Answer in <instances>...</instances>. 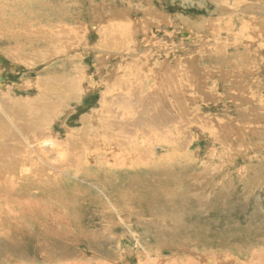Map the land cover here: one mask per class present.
<instances>
[{
	"label": "rangeland",
	"instance_id": "1",
	"mask_svg": "<svg viewBox=\"0 0 264 264\" xmlns=\"http://www.w3.org/2000/svg\"><path fill=\"white\" fill-rule=\"evenodd\" d=\"M249 5L264 8V0H0V35L6 39L22 32V43L30 44L22 47L20 55L14 51L20 57L15 60L2 51L9 44L0 38V124L5 137L11 133V120H16V125L26 120L24 124L43 125L54 138L68 142L84 126L81 118L101 109V94L108 84L129 76L134 79L133 87L135 81L140 82L139 77L143 86L150 84L151 88L157 86L153 77L158 73L166 76L177 70L173 89L168 88L165 77L159 85L164 86L165 94L168 89L174 91L166 96V104H173L171 111L176 116L178 99H183V114L177 123L167 122L169 130L180 128L183 142L178 145L183 168L174 175L189 168L206 178L197 182L191 193L184 187L174 188V198L179 205L184 202L183 209L194 215V220L199 218L198 224L210 233L208 238L215 236L227 240L230 247H239V252H230L233 259L241 264L256 263L255 254L264 237V119L254 122L253 113L254 106H264V15L254 16L258 13L252 11L257 8L242 9ZM201 23L208 24L207 30L192 28ZM28 33L48 40L29 41L24 37ZM102 34L103 38L119 35V42L129 39L127 46L109 51L111 47L99 45ZM133 61L137 64L132 66ZM183 66L189 92L184 97L179 88ZM43 79L46 83L39 89L36 82ZM50 86L56 90L51 91ZM249 89L254 97L251 101L246 100ZM141 129L135 132L143 148L154 146L162 153L160 134L163 138L172 131ZM170 139L167 137L166 145L177 152ZM58 157L53 160L58 161ZM174 175L169 186L175 185ZM142 176L146 177L144 171L137 177ZM66 178L87 187L88 193L71 201L67 198L71 190L58 187L48 196L50 202L46 195L44 203L37 200L38 213L26 215V225L13 232L22 247L41 244L46 254L51 251L60 259L58 264H93L99 259L93 258L89 246L100 248L103 258L118 256L119 264H138L145 247L144 254L151 252L148 247L160 248L155 237L144 235V223L136 217L141 213L136 215L131 208L143 207L146 201L131 199L125 207L120 203V213L112 200L91 184L73 175ZM71 188L77 191V186ZM121 188L117 193L125 196L126 188ZM113 196L116 200L118 195ZM104 204L111 211L105 210ZM207 205L211 216L200 222L204 218L201 207ZM32 206L23 209L31 210ZM219 206L227 207L217 213ZM170 253L168 250L163 255Z\"/></svg>",
	"mask_w": 264,
	"mask_h": 264
},
{
	"label": "bare ground",
	"instance_id": "2",
	"mask_svg": "<svg viewBox=\"0 0 264 264\" xmlns=\"http://www.w3.org/2000/svg\"><path fill=\"white\" fill-rule=\"evenodd\" d=\"M217 6L219 8H224L220 5ZM256 8L259 10L252 11V13H258L254 16L260 17L264 15V8L255 7V9ZM193 23H195V21ZM207 25L208 24L205 25L201 23L194 25L192 28L196 27L204 31ZM2 26L3 21L0 22V27L2 28ZM27 29V31H29V28ZM69 32L71 33V31ZM21 33H15L13 37H8L6 39L0 35V38L9 44L4 47L2 51L7 56L12 57V59L15 58V60L20 57H17L14 51L17 50L20 55L22 47L25 45L28 47L30 46L29 42L28 44L22 43ZM33 33H28L29 35L27 36L23 34V36L29 41H36L39 38H43V40L47 39L46 37H38L36 36L38 35L37 33H35L36 35ZM100 36L99 45L102 44L109 48L111 47L109 51H113L112 48L115 47H117V49L121 47L125 48L129 40L127 39L126 42V39H121L119 42V35L116 36L115 34L106 35L104 38L103 34ZM33 37L37 38L34 39ZM40 54L41 53H39V55ZM222 54L221 61L224 59L223 51ZM135 64L137 63L133 61L132 66ZM177 74V70H170L166 76L161 75V73H158L154 77L152 75V77L156 79L157 86L154 85L151 88L149 87L150 84L143 86V82L139 77L137 78L140 82L135 81L136 87H133L134 79L129 76L128 78L122 77L115 83L108 84L101 94V109L97 112L95 111L92 115L83 116L81 122L84 126L79 130L78 136L70 138L68 142L60 139V137L54 138L53 133L51 135L48 128L45 126L43 127V125H34L35 123H32V125L30 121L27 125L24 124L26 120L25 122L22 120H20V122L18 121V125L15 123L16 120H11L10 125L14 130L9 127L11 133L5 137L2 125L0 124V264H58V262H60V259L50 254L51 251L48 252L49 254H46L47 252H44V248L41 244L31 248L22 247L21 244L17 243L18 235L13 232L16 231L17 227L26 225V215H35L38 213L39 207H36L37 200H45L44 195L47 197L52 196L55 188L63 187L70 189L71 194L67 198L71 197V201L76 200L75 198L77 196H86L85 193H88L87 187L77 182L71 183L69 178H66L67 174L82 179L84 182L100 190L105 194L107 200H112V205L116 210H120L118 206L120 203L123 204L124 207L130 206L131 199H135L137 202L146 201L143 207L133 206L131 208L136 212V215L141 213L140 216L136 217H139V220H142L144 223V235L148 236V238L155 237L160 248L148 247L151 249V252L149 251L147 254H144V250L147 248L145 247L142 255L143 260L141 261L140 259L138 264H241L238 259H233L230 256V252H239V247H230L227 240H217L215 236L208 238L210 233L206 228L198 224L199 218L197 217V221L194 220V215L186 213L187 210L183 209L184 202L180 201L182 205H179V203L176 202V198H174V196H176V191H173L174 188L184 187L189 191L193 189L197 182L199 183V181L205 177L204 173L194 174L189 168H186V173L179 172V176L174 175L175 173L177 174L176 171H181L183 168L182 161L179 159L181 156L178 150V145L183 142L180 141V128L174 127L178 130L174 128L169 130L170 126L167 124L177 123V119L183 114V99L181 97L180 101L178 99L180 105L177 104L178 116H176L171 111L174 107L173 104H166L169 99V97L166 99V96L174 92L169 89H173L175 85L173 77ZM164 77L169 88L166 94L163 91L165 89L164 86H159ZM186 77V66H183L179 74L180 96L183 97L186 96L187 93L189 95V92L185 89L186 84H184L186 82ZM253 78L255 77H249L248 79ZM44 82L46 83L44 79L38 81L36 82V86L40 89V87L42 88V86H44ZM51 86L49 87L51 91H55L56 88ZM65 91L67 92V90ZM45 97L47 98V96ZM253 98L249 89L246 100L251 101ZM242 101H244V99H242ZM230 102L235 106L233 100H230ZM262 104H264V102ZM19 105L23 104L19 103ZM115 105H117V108H115ZM250 106H254V104L251 103ZM260 107L264 109L263 105ZM260 107L258 109L257 106H254V122L264 119V110ZM35 115L37 116V114ZM0 119H2L1 115ZM95 124L97 125L94 126ZM137 128H142L141 130L145 132L156 129L167 132L168 128V131H172V134L168 132L169 136L164 135L163 138H161L160 134V141H158V144L163 148V151L162 153H158L154 146H149L147 149L143 148V145L139 141L140 136L135 132ZM254 128V126L250 127V130H254ZM178 132L179 136L176 135ZM170 136L171 145L177 147V152L175 149L171 150L169 144L166 145L167 137ZM192 142L193 140L191 143ZM175 153L176 155H174ZM189 153L190 152H187L186 155ZM55 155H57V157L59 156L58 161H54L55 159L53 160ZM66 158L67 160H63ZM139 169L145 172L146 177H143L145 176L144 174L142 177H137L142 173ZM173 175L175 185L169 186L168 183L173 182L169 181ZM198 176L200 177L199 180ZM100 178H105L108 182H103ZM198 183L196 185H198ZM207 183L208 182H206V185ZM138 184H142L143 187L139 188ZM72 185L77 186V188H75L77 191L72 190ZM216 185L219 186L218 184ZM121 187L126 188V190H124V192L127 191V193H124V195L126 194L125 196L117 193V190L122 189ZM204 189L201 188L200 190ZM205 190H207V187ZM189 192L191 193V191ZM115 194L118 195L116 200L113 196ZM196 194L195 196L197 197ZM208 194L206 191V195ZM195 196L194 198H196ZM48 199L50 202L51 199L49 197ZM182 199L186 201L184 198ZM43 200L40 202H43ZM29 204L33 205L31 210L23 209V207ZM193 204L195 205L196 201H194ZM44 205L43 207H45ZM103 207L105 210L111 211L108 205L104 204ZM208 207L210 206L201 207L204 208V218H200V222L206 221L207 218L211 216ZM226 207L227 206L217 207V213L221 212L222 209ZM187 221H189V223H187ZM260 243H262V245L255 254L258 261L254 264H262V262H264V237L261 238ZM44 247L46 248V246ZM89 248L94 254L93 258L99 259L93 264L121 263V258H118V256L111 255L109 258H103L105 255L100 248H94L93 246H89ZM158 250H160V252L156 253ZM168 250L172 251V253L168 256H164L163 254ZM117 259L119 260L117 261ZM81 264L92 263L82 262Z\"/></svg>",
	"mask_w": 264,
	"mask_h": 264
},
{
	"label": "water",
	"instance_id": "3",
	"mask_svg": "<svg viewBox=\"0 0 264 264\" xmlns=\"http://www.w3.org/2000/svg\"><path fill=\"white\" fill-rule=\"evenodd\" d=\"M255 8V7H257V6H255V5H249V6H245V7H243L242 9H251V8Z\"/></svg>",
	"mask_w": 264,
	"mask_h": 264
}]
</instances>
